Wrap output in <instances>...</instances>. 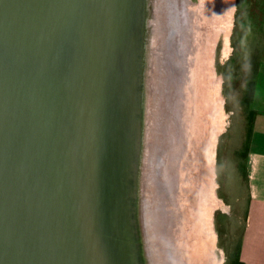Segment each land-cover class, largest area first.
Returning a JSON list of instances; mask_svg holds the SVG:
<instances>
[{
    "label": "water",
    "instance_id": "obj_1",
    "mask_svg": "<svg viewBox=\"0 0 264 264\" xmlns=\"http://www.w3.org/2000/svg\"><path fill=\"white\" fill-rule=\"evenodd\" d=\"M179 27L174 0H0V264L174 263Z\"/></svg>",
    "mask_w": 264,
    "mask_h": 264
},
{
    "label": "rangeland",
    "instance_id": "obj_2",
    "mask_svg": "<svg viewBox=\"0 0 264 264\" xmlns=\"http://www.w3.org/2000/svg\"><path fill=\"white\" fill-rule=\"evenodd\" d=\"M214 1L183 0V11L194 14L189 21L193 31L181 63L183 96L178 113L183 129L176 133L170 154L182 151L175 159L172 197L178 215L174 239L185 252L186 264H226L228 239L238 236L244 223L243 209L225 198L220 169L230 128L244 117L238 107L242 67L259 41L264 21L250 0H242L239 13V0ZM170 161L168 157L166 166Z\"/></svg>",
    "mask_w": 264,
    "mask_h": 264
},
{
    "label": "crops",
    "instance_id": "obj_3",
    "mask_svg": "<svg viewBox=\"0 0 264 264\" xmlns=\"http://www.w3.org/2000/svg\"><path fill=\"white\" fill-rule=\"evenodd\" d=\"M253 80L249 104L245 101L248 84L242 78L238 107L244 110V117L230 128L220 174L227 190L225 198L243 209L244 223L233 237L242 239L241 261L264 264V57Z\"/></svg>",
    "mask_w": 264,
    "mask_h": 264
},
{
    "label": "bare ground",
    "instance_id": "obj_4",
    "mask_svg": "<svg viewBox=\"0 0 264 264\" xmlns=\"http://www.w3.org/2000/svg\"><path fill=\"white\" fill-rule=\"evenodd\" d=\"M216 1V0H215ZM214 1V2H215ZM229 1V0H227ZM175 4L177 5L178 7V11H179V22H180V27H179V46H178V51H179V58H180V61L182 63L183 61V54H185V52H187L190 48V45H189V41H188V44H187V40H188V37L189 36V33H192L191 29H190V26L189 25V21H190V17L193 16L194 14H192L191 16L188 15V11H183V9H185V4H183V0H174ZM213 2V1H212ZM226 2V1H225ZM208 3V2H207ZM211 3V2H210ZM218 3V2H217ZM218 6H220V2L219 4H217ZM215 4V3H214ZM215 5V6H216ZM226 5V4H224ZM181 7V8H179ZM208 7V6H207ZM213 7V6H212ZM229 7V6H228ZM206 8V7H205ZM222 8V7H221ZM224 8V7H223ZM204 10V9H203ZM220 11V10H219ZM225 11V10H224ZM227 11V9H226ZM181 12V14H180ZM208 12V11H207ZM213 12V11H212ZM194 13V12H193ZM217 13V12H215ZM208 15V14H207ZM215 15V14H214ZM228 15V14H227ZM188 16H189V20H188ZM212 16V15H211ZM207 17V16H206ZM209 17V16H208ZM219 17V16H218ZM230 17V16H229ZM192 19V18H191ZM195 19V18H193ZM192 19V20H193ZM211 19V18H210ZM220 20V19H219ZM224 21V20H223ZM192 22V21H191ZM194 22V20H193ZM206 23V22H205ZM218 23V22H217ZM195 24V23H194ZM219 24V23H218ZM207 29V28H206ZM203 30V29H202ZM211 30V29H210ZM213 30V29H212ZM206 31V30H205ZM204 35V34H203ZM210 36V35H209ZM196 37V36H195ZM191 39V38H190ZM193 39V38H192ZM197 39V38H196ZM195 40V39H194ZM200 40V39H199ZM207 40V39H206ZM191 42V41H190ZM192 45V43H191ZM202 47V46H201ZM201 53V52H200ZM205 57V56H204ZM212 60V59H211ZM214 60V59H213ZM206 63V62H205ZM183 70H181V73L182 71H184V66L181 68ZM184 73V72H183ZM215 74V73H214ZM204 76V75H203ZM183 84V82H182ZM220 104V103H219ZM221 113V112H220ZM205 117V116H204ZM205 129V128H204ZM199 134V133H198ZM206 136V135H205ZM200 144H198L199 146ZM203 147V146H202ZM206 148V147H205ZM183 150V149H182ZM204 150V149H203ZM178 154H176L175 156H172L170 154L169 156V159L171 160L169 163H168V166L165 167V174H164V178L166 179L165 180V185H166V193H167V207H168V215L166 216V219H165V228H167V230L169 229V235H170V238L173 239V243H175V250H174V245L172 242H170L171 244V248L173 249V264H186L185 263V252L183 251V248L181 246L180 243L176 242L174 237H175V232H176V221H177V218H178V215L176 214V208H175V200H174V197H172V195L175 194L174 192V186H175V181H174V168H177V160L178 158L182 155V151L178 149ZM198 151V150H197ZM196 153V152H195ZM206 153V152H205ZM197 154V153H196ZM207 156V155H206ZM205 157V156H204ZM173 158V159H171ZM177 159V160H175ZM201 160V159H200ZM195 161V160H194ZM207 161V160H205ZM208 163V162H207ZM206 163V164H207ZM194 164V163H193ZM200 167V166H199ZM198 167V168H199ZM212 168V167H211ZM197 171H199L197 169ZM201 171V170H200ZM209 173V172H208ZM198 174V173H197ZM206 180V179H205ZM209 181V180H208ZM170 182V183H169ZM197 182V181H196ZM209 183V182H207ZM194 184V183H193ZM194 186V185H193ZM167 187L169 189H167ZM195 188V187H194ZM170 190V193H168V191ZM186 192V190H185ZM188 193V192H187ZM195 193V192H194ZM203 200V199H202ZM172 201V202H171ZM175 202V203H173ZM175 208V209H174ZM207 219V218H206ZM192 224V223H191ZM210 225V224H209ZM193 226V225H192ZM194 227V226H193ZM211 227V226H210ZM213 227V226H212ZM196 228V227H195ZM194 229V228H193ZM172 230V231H171ZM196 230V229H195ZM194 230V232H195ZM192 232V233H194ZM209 232V231H208ZM194 235V234H193ZM202 245V244H201ZM198 250V249H197ZM196 250V251H197ZM200 250V248H199ZM214 251V250H213ZM199 252V251H198ZM209 253V252H208ZM200 254V253H199ZM203 257V256H202Z\"/></svg>",
    "mask_w": 264,
    "mask_h": 264
},
{
    "label": "trees",
    "instance_id": "obj_5",
    "mask_svg": "<svg viewBox=\"0 0 264 264\" xmlns=\"http://www.w3.org/2000/svg\"><path fill=\"white\" fill-rule=\"evenodd\" d=\"M255 2L257 11L261 21H264V0H250ZM241 2H238V13L241 9ZM261 32L259 34V41L254 44L253 49L250 53V56L244 60L242 67V78L248 84V95L245 98V101L250 104L253 98L254 92V77L259 69L260 62L264 57V24L260 27ZM252 116V115H251ZM249 118L250 115H249ZM252 120V119H251ZM234 237V236H233ZM229 237L228 239V248H227V260L226 264H246L241 261V245L242 239H237Z\"/></svg>",
    "mask_w": 264,
    "mask_h": 264
},
{
    "label": "flooded vegetation",
    "instance_id": "obj_6",
    "mask_svg": "<svg viewBox=\"0 0 264 264\" xmlns=\"http://www.w3.org/2000/svg\"><path fill=\"white\" fill-rule=\"evenodd\" d=\"M226 191H227V190H226ZM226 191H225V192H226Z\"/></svg>",
    "mask_w": 264,
    "mask_h": 264
}]
</instances>
